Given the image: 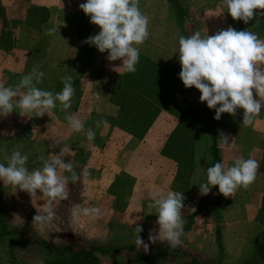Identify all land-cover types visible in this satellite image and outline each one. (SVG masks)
Masks as SVG:
<instances>
[{"label": "rangeland", "instance_id": "rangeland-1", "mask_svg": "<svg viewBox=\"0 0 264 264\" xmlns=\"http://www.w3.org/2000/svg\"><path fill=\"white\" fill-rule=\"evenodd\" d=\"M0 3L8 4L7 33L4 32V7H0V50L5 48L8 50V54L12 57L8 59V70L12 67L16 75L15 69L21 67L22 63L29 67L41 61L40 58L34 57L35 53L32 51L40 43L31 41L19 43L16 37L26 32L27 34L35 33L40 20L47 14L43 6L34 5L40 4V0H7L6 2L0 0ZM178 3L183 7L182 13L178 15L172 9L169 13L181 35L185 37L191 36L196 31L205 37L231 26L237 30L247 29L257 34L259 39L264 40V17L253 19L248 24L243 21H234L227 13L224 0H178ZM212 6H218L220 10ZM81 16L77 33L79 47L67 71V75L73 78L75 89L72 104L80 84L83 83L80 80L75 83V78L79 75L78 64L83 62L85 53L93 47L83 41L90 35L97 34L100 29L97 25L93 26L90 17L84 12ZM44 45L46 47L48 43ZM22 48L26 53L24 59L19 58L20 53H23ZM3 63L4 59H1L2 67H4ZM176 71L174 69L172 80L168 83L170 84L168 89L173 98L186 100L191 104L201 103L199 90L194 87L186 89L179 75H176ZM7 78L8 76L0 74V85H3ZM20 80L21 77L18 76L13 83L19 84ZM8 81H10L9 78ZM174 82L176 89L172 90ZM54 86L56 88L54 93H57L62 90L63 83L59 80ZM113 94L116 95V91ZM115 98L113 97L114 100ZM255 98L258 99V97ZM201 104L205 105L206 102ZM70 110L72 108L67 111ZM55 111H60L61 117L64 116L59 102ZM162 113L163 117L148 129H151V135L145 141H148L150 146L161 149L160 155L168 150L173 152L172 170L164 167L163 178L160 173L162 166L150 164L149 169L140 171L136 179L122 172L104 188L94 184L92 187L83 185L84 178L94 179L98 173L96 168L101 166L99 156L101 148L104 149L108 158L115 154L116 148L110 145L108 147L102 142L103 133L106 130L111 131L117 128L116 119L108 120L107 123L96 127V121L105 120L97 116H78L84 123V131L75 132L71 139H66L64 143L58 142L60 136H55L54 140L46 137V144H54L56 148L58 146L66 148L61 153L66 161L71 160L79 178L69 183V198L55 204V218L50 225L43 228L33 224L32 220L37 212H43L46 197L37 194L31 198L26 192L19 191L11 185L0 186V264L9 263V250L15 260L14 264H41L53 258L54 254L48 253L41 243L50 250L61 249L64 246L71 247L75 252L94 248L97 251L93 252V255L99 264H191L190 258L196 259L200 264H238L252 257L255 254L260 233L264 229V150L262 151L260 145L255 146L260 139L254 137V131L260 130V122L264 118V107L259 115L254 117L251 126L246 127L242 124L243 109H238L239 114L236 117L224 113L219 121L216 120L218 153L225 169L233 166L237 159H255L259 163L256 180L250 188L247 190L240 188L229 198L218 194V186L214 190L212 188L207 196H202L199 192L198 185L206 182L207 168L210 163L208 133L201 131L199 127L194 130L189 129L174 115ZM46 117L49 120L48 116ZM12 118L14 117H0V163H4L5 166L11 156V153H8V120ZM56 118L53 116L52 120H59ZM13 127L16 129L15 126ZM88 128H92L95 132V138L92 141H89L85 135ZM66 131L62 133H67ZM121 131L129 135L124 129ZM222 133L231 134L232 139L229 145L223 144ZM132 138L137 141L142 139ZM69 147H78V149L73 152V149L70 150ZM48 148L46 145V152H51ZM85 149L88 150L85 152ZM23 155L29 158L27 166H31L33 159L37 157L27 153ZM45 158L53 157L49 154ZM178 161L181 162V168L177 170ZM61 174L68 175V173ZM153 191L162 192L165 196L169 191L183 192L186 198L185 207L182 209L185 235L181 237L183 241L181 246L172 248L166 242H160L151 245L148 253H145L142 249L136 248L134 228L136 224H142L144 231L140 235L145 242L148 240L149 229L156 228L158 231V225L155 223L157 212L150 197ZM85 207H99L101 216L95 220L83 215L73 216V212ZM216 226L219 227L218 240ZM217 241L220 243L219 248L216 245ZM16 242L25 244L15 245L10 249V243ZM131 248L140 254H149V258L144 259L145 263L137 261ZM155 249L160 250L159 252L165 251L166 254L152 255V250ZM261 264H264V261Z\"/></svg>", "mask_w": 264, "mask_h": 264}, {"label": "clouds", "instance_id": "clouds-1", "mask_svg": "<svg viewBox=\"0 0 264 264\" xmlns=\"http://www.w3.org/2000/svg\"><path fill=\"white\" fill-rule=\"evenodd\" d=\"M224 5L234 21L248 24L264 17V11H257L264 10V0H224ZM79 8L100 28L98 34L90 35L83 43L100 53L107 52L106 59L110 62L121 60L122 65L115 71L122 69L124 73H135L140 59L138 46L149 37V17L141 12L139 0H86ZM57 31L52 27L45 34L51 36ZM178 59L181 65L179 78L184 87L199 90L200 102H206L207 107L215 111V120L219 121L224 113L236 117L238 109H243L242 124L246 127L253 124L254 117L264 107V40L247 29L237 30L231 26L205 37L196 31L189 37H179ZM44 75L33 67L15 88L0 86V117H8L16 109L23 117L49 116L59 102L71 129L84 131L82 120L67 112L72 107L75 93L72 76H62V90L53 93L36 86ZM19 89L27 91L21 95ZM254 91L258 99L254 97ZM102 123L107 122L96 121V127ZM85 135L89 141L95 138L92 128H88ZM231 139V134H221L224 145H229ZM53 147L49 145L50 149ZM51 155L53 158L44 160L42 167L31 170L27 166L28 156L20 151L12 152L7 166L0 163V181L26 192L31 198L37 194L46 197L43 212H37L32 220L41 228L53 222L55 204L69 198L68 185L79 178L71 160L66 161L62 153L51 152ZM258 168L255 159H237L226 169L223 163L217 162L207 168L206 182L198 185L200 195L207 196L216 186L218 194L225 198L233 196L240 188L247 190L255 182ZM150 197L157 212L158 231L149 229L145 242L140 235L144 228L142 224H136L137 250L148 253L151 245L160 242H166L172 248L181 246V237L185 235L182 209L186 198L183 192L169 191L165 196L153 191ZM80 215L95 220L101 216V209L85 207L73 212L74 217Z\"/></svg>", "mask_w": 264, "mask_h": 264}, {"label": "crops", "instance_id": "crops-1", "mask_svg": "<svg viewBox=\"0 0 264 264\" xmlns=\"http://www.w3.org/2000/svg\"><path fill=\"white\" fill-rule=\"evenodd\" d=\"M40 1L42 4L34 5L45 8L47 14L46 20L40 23L35 33L27 34L26 32V34H20L16 37V40L19 43L30 41L40 43L32 51L35 53L34 57L40 58L41 61L36 64H31L29 67H26L22 63L21 67L15 69V75L12 67L8 70V59L12 58L11 55L8 54L6 48L0 50V60L4 59V67L0 65V74L6 77L8 76L10 79V81H8V78L5 80L4 87L11 86L15 88L18 84L16 82L14 84L13 80L18 78V76L22 78L24 75L30 73L33 67H36L45 74L42 81L36 84V86L42 90L52 91L54 93L56 89L54 84L61 80L60 78L62 76L67 75L68 65L76 57L77 48L79 47L77 33L83 12L79 8V5L85 3L86 0ZM0 7H4V32L7 33L8 4L0 3ZM139 7L141 12L149 17V37L143 45L138 46L140 48V56L154 64H164L172 67L173 70L176 69V75L178 76L181 71V65L178 59L179 37L182 35L169 13L170 8L168 4L165 0H139ZM212 7L220 10L218 6ZM52 27H56L58 31L51 36L46 35V31ZM34 37H36L35 40H32ZM45 43H48V46L45 47ZM21 52L23 53H20L19 58L24 59L26 53L23 51V48ZM85 55L86 57L82 58L83 62L78 64L79 75L75 78V83H78V80L83 81V83L80 84L76 99L73 100L72 110L67 112L75 114L77 117L97 116L105 121H113L118 117V107L110 101V97L115 76L123 71L122 69L115 71V68L121 66L122 61H108L106 59L108 53H100L95 47H92ZM175 89L174 82L172 90ZM26 91L27 89H19L21 95ZM193 104L209 109L206 104L204 105L199 102H196V104L193 102ZM62 114L64 115L63 117H61L60 111H55L54 109L49 116L45 114L43 117L30 118L21 116L20 110L16 109V112H13L9 116L14 118L8 120V153L12 154L13 151H20L22 155L25 153L36 155L37 157L33 159L31 166H28L30 170L33 166L41 167L43 161L46 160L45 156L51 154V152L56 154L61 153L66 148L62 146L56 148L54 146L51 152H46V145L49 147V144H46L45 140L46 137L47 139L54 140L55 136H60L58 142L64 143L66 139H71V136L74 135L75 132L65 119L66 112L64 111ZM46 116H48L50 122ZM53 116H56V119L59 120H52ZM161 117H163V113L158 115L153 124L155 125ZM260 123V130L254 131V137L260 139V142L256 143L255 146L260 145L263 151L264 118ZM13 126L16 129H13ZM62 131H66L67 133H62ZM150 131L151 129L146 132L140 141H137L118 128H114L111 131L106 130L103 133L104 140L102 144H106L108 147L109 145L113 146L117 150L114 155L108 158L104 149L101 148L99 154L101 157V166L96 168L98 169V173H96L94 179L84 178L83 185L92 187L94 184L104 188L110 185L116 175H120L122 172L136 179L140 171L149 169L150 164H159L162 166L160 173L162 175L161 178H163L165 173L164 167H168L170 171L172 170L173 152L168 150L163 155H160L161 149L150 146L149 142L145 141L151 135ZM69 148L70 150L73 149V152L78 149V147ZM88 149L90 150V148ZM88 149L84 151L86 152ZM7 185L5 182H0V186Z\"/></svg>", "mask_w": 264, "mask_h": 264}, {"label": "trees", "instance_id": "trees-1", "mask_svg": "<svg viewBox=\"0 0 264 264\" xmlns=\"http://www.w3.org/2000/svg\"><path fill=\"white\" fill-rule=\"evenodd\" d=\"M169 8L174 10L178 15L182 13L183 7L178 0H165ZM44 16L40 23L46 20ZM174 70L168 65H157L140 56L135 73L120 72L115 76V84L112 88L110 101L118 107V117L116 118V127L125 130L129 135L135 138H143L147 130L156 120L158 115L166 112L174 117L179 118L181 124L192 128L197 127L209 135L208 154L210 158L209 167L220 162V155L217 147V127L215 111L205 109L186 100H176L168 89L174 75ZM116 91V95L113 92ZM113 97L116 99L114 100ZM191 153V152H190ZM178 161V169L181 168ZM207 175V174H206ZM215 187H213L214 190ZM2 228V227H1ZM216 239L220 238L219 227L216 226ZM23 242L10 243V249L15 245H23ZM220 247L219 241L216 242ZM46 251L54 254V257L43 261L41 264H99L93 252L94 248L88 250L73 251L71 247L64 246L61 249L50 250L41 243ZM169 249V248H168ZM137 261L145 263L149 254H140L130 249ZM167 250V248L165 249ZM9 263L14 264L15 260L9 250ZM152 250V255H165V251ZM173 251V250H172ZM255 254L248 260L238 264H261L264 261V229L261 231ZM191 264H200L196 259L190 258ZM219 264V263H211Z\"/></svg>", "mask_w": 264, "mask_h": 264}]
</instances>
